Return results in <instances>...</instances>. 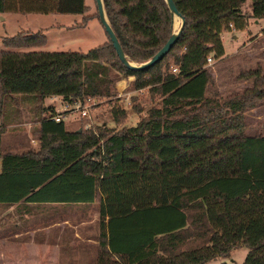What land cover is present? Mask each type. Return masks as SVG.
<instances>
[{
    "label": "trees",
    "instance_id": "16d2710c",
    "mask_svg": "<svg viewBox=\"0 0 264 264\" xmlns=\"http://www.w3.org/2000/svg\"><path fill=\"white\" fill-rule=\"evenodd\" d=\"M102 2L131 63L149 61L172 35L164 0ZM246 2L173 0L183 28L168 54L144 70L126 68L106 34L86 53L23 52L45 44L38 33L3 38L0 204L99 203L97 264H206L241 247L248 250L243 264H264V136L247 135L244 119L264 99V79L232 100L206 97L213 82L207 60L224 56L222 31L264 21V0H250L243 13ZM88 10L85 0H0V15L83 16L79 27L96 19ZM169 61L176 73L163 69ZM129 77L134 90L160 99L133 127L67 132L45 108L52 97L111 99ZM18 99L37 121L36 153L2 151ZM112 113L116 123L120 113Z\"/></svg>",
    "mask_w": 264,
    "mask_h": 264
},
{
    "label": "rangeland",
    "instance_id": "374dc122",
    "mask_svg": "<svg viewBox=\"0 0 264 264\" xmlns=\"http://www.w3.org/2000/svg\"><path fill=\"white\" fill-rule=\"evenodd\" d=\"M250 3V0H247L243 5V13L250 12ZM85 5L89 9L86 15H92L96 18L90 23L89 34L64 31L57 33L58 38L55 40L53 36L49 38L45 37V44L39 49L26 51L86 53L104 44L107 38L104 27L99 17H97L98 9L96 1L85 0ZM175 21L178 20L176 19ZM175 21H173V30L175 28ZM252 22L253 24H251ZM10 23L12 25V21ZM247 26H249L247 33L236 31L233 28L222 31L224 56L218 60H211L207 66L213 79L206 92L208 99L220 103L232 100L235 96H240L246 90H250L256 81L264 79V21H259L257 25H254V21L248 20ZM6 29H8L7 23L5 26L1 24L0 34L5 33ZM37 33L43 34L42 31ZM233 36L236 39H233ZM1 51H5V49L0 45ZM165 68L171 73L175 69L172 61H169L163 67V69ZM120 81L123 82L119 83ZM120 81L114 85L111 99L86 100L85 104H82L88 109V118H80L78 112L73 113L70 111L65 113L64 124L66 130L73 132L91 131L97 134V128L107 127L108 129L119 131L122 128L135 126L140 119L147 117L148 111L151 108L159 106V97L152 96L148 92V89L141 91L134 90L133 77L121 79ZM59 103L60 101L47 103L45 108L49 107L52 111L57 110ZM133 106L138 109L137 112L133 111ZM12 110L18 112L19 115L16 116L17 121L14 120L15 123L10 124L6 128L3 135L2 151L14 154L28 151L33 153L38 152V134L35 132L37 121L33 117L32 110L27 106V103L20 101V99H18L17 105L15 103L12 105ZM113 110H116L118 113H120L119 110H124L126 115L122 116L120 113L115 123ZM244 119L247 125V135L264 136V99L256 101L255 106L245 112ZM28 124L29 126H27ZM86 126H89L90 129H86ZM247 253L248 250L241 247L232 250L228 258H217L206 264H243Z\"/></svg>",
    "mask_w": 264,
    "mask_h": 264
},
{
    "label": "crops",
    "instance_id": "0c3cea01",
    "mask_svg": "<svg viewBox=\"0 0 264 264\" xmlns=\"http://www.w3.org/2000/svg\"><path fill=\"white\" fill-rule=\"evenodd\" d=\"M82 17L0 15V32L1 24L5 26L7 23L8 26L5 33L0 34V45L4 48L3 38L21 33L36 34L42 31L44 37L53 36L54 40L58 38L57 33L64 31L89 34L90 23L95 19L89 21L86 26L79 27ZM258 23L259 21H254V25ZM249 26L244 29V33L249 31ZM222 36L223 32L221 41L224 44ZM232 38L236 39L235 36ZM5 51L8 50L5 49ZM23 52L27 51L23 50ZM121 82L123 81L119 83ZM45 102V105L52 103L49 99ZM99 211L100 206L97 202L91 204L28 202L0 204V264H97L101 222ZM106 221L107 219L104 220Z\"/></svg>",
    "mask_w": 264,
    "mask_h": 264
},
{
    "label": "water",
    "instance_id": "95a60500",
    "mask_svg": "<svg viewBox=\"0 0 264 264\" xmlns=\"http://www.w3.org/2000/svg\"><path fill=\"white\" fill-rule=\"evenodd\" d=\"M95 1L98 9V17L104 27L105 34L109 38V41L111 42L119 60L126 68L131 70H144L160 62L176 43L178 36L184 25L183 18L177 11L175 4L173 3V0H164L172 16L173 21L175 20V18L179 19V26L178 28H174L172 35L170 36L166 44L149 61H147L144 64L137 65L136 63L129 62L124 56L123 51L107 21L102 0H95Z\"/></svg>",
    "mask_w": 264,
    "mask_h": 264
},
{
    "label": "built area",
    "instance_id": "2783aa9c",
    "mask_svg": "<svg viewBox=\"0 0 264 264\" xmlns=\"http://www.w3.org/2000/svg\"><path fill=\"white\" fill-rule=\"evenodd\" d=\"M211 62V59L207 60V63L209 64ZM173 73H176V69L173 70ZM54 101H60L58 111L55 110L57 115L54 117L56 122H59L60 120L65 119V113L72 111L73 113H77L80 118H88V109L87 107L83 106L80 102H75V103H65L61 100V98L58 97H52L49 98V102H54ZM52 105V104H51ZM86 129H90L89 126H86Z\"/></svg>",
    "mask_w": 264,
    "mask_h": 264
},
{
    "label": "bare ground",
    "instance_id": "6f19581e",
    "mask_svg": "<svg viewBox=\"0 0 264 264\" xmlns=\"http://www.w3.org/2000/svg\"><path fill=\"white\" fill-rule=\"evenodd\" d=\"M177 18H175V20H176ZM174 20V21H175ZM178 21H175V28H178V26H179V19H177Z\"/></svg>",
    "mask_w": 264,
    "mask_h": 264
}]
</instances>
